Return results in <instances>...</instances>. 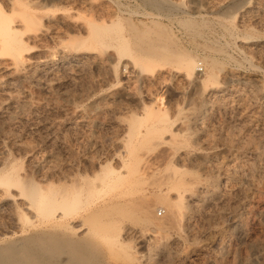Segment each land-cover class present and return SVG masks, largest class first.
<instances>
[{
  "label": "rangeland",
  "instance_id": "1",
  "mask_svg": "<svg viewBox=\"0 0 264 264\" xmlns=\"http://www.w3.org/2000/svg\"><path fill=\"white\" fill-rule=\"evenodd\" d=\"M11 3L22 5L25 28L49 29L65 44L73 35L70 25L82 21L119 25L114 30L121 31L133 47L165 44L169 36L176 44L173 48L197 59L196 73L205 76L198 81L196 74L177 72L175 65L162 60L145 67L148 73L144 74L145 68L135 61L120 59L108 50L113 58L104 55L101 64L55 55L39 68L37 83H13L12 92L18 91L12 96L17 99L0 105V169L27 171L36 182L47 172L92 178L100 170L95 161L106 163L107 170H118L116 158H111L130 146L134 118H142L143 134L149 125L166 119L158 139L143 138L139 143L143 163L151 162L156 168L141 178L148 183L141 180L144 184L139 186L130 180L123 189H148V202L160 204L156 200L165 190L160 185L173 167L199 175L203 183L189 202V215L179 232L161 231L136 211L128 210L129 215L113 211L98 220L103 224L108 220L112 233L120 234L119 240L109 235L121 242L118 248L110 250L105 239L87 235L91 231L87 226L83 232L75 229L73 241L84 237L89 256L81 255L89 260L85 256L77 260V254L65 249L66 257L63 253L39 263L264 264V0H0V7L11 13ZM38 43H28V58L33 62L46 56L38 45L53 52L50 40ZM133 54L139 52L134 48ZM208 71L215 81L206 78ZM50 76L53 84L47 86ZM204 92L209 96L203 100ZM175 151L178 157L184 155V161ZM186 153L191 154L190 160H185ZM166 193L173 197L174 193ZM160 205L154 210L160 219L154 217L162 222L167 208ZM16 209L0 204V247L7 241L26 245L29 236H35L38 220ZM125 246L137 260L134 263L116 254Z\"/></svg>",
  "mask_w": 264,
  "mask_h": 264
},
{
  "label": "bare ground",
  "instance_id": "2",
  "mask_svg": "<svg viewBox=\"0 0 264 264\" xmlns=\"http://www.w3.org/2000/svg\"><path fill=\"white\" fill-rule=\"evenodd\" d=\"M12 5L13 7L10 11L11 13H7L9 12V10L6 12V9L4 11L3 8L0 7V93H4L3 96L5 97L4 99L2 98V101H0V105H4L5 101L13 102L15 100L16 97L12 96L14 90L18 89L16 88L12 92V87H14L12 85L15 81L17 82L19 80H26L37 83L36 78L38 77L37 75L39 72V68H42V66L44 65H48V63L52 61L55 55H58L57 57L61 56V58L63 59H69L70 57H76L78 60L89 58V60H93L95 63L101 64L104 61V55L108 56L107 59L113 58V56H109L107 54L108 50H112L116 52V55L120 59H129L131 63L135 61L140 69L149 67L150 65H152V62H155V60H162L168 65H175L177 72L196 74L198 81L205 78V76L202 77L201 75L196 73L198 62L197 59L187 52H184L183 50H176V44L169 36H166L167 43L165 44L152 42L154 43L153 46L147 45L145 47L143 45H136V47H133L128 42L127 38L120 34L121 31L118 32L117 30H114L117 29L119 25L117 27L113 23H106V25H102L95 22L84 23L82 21V23L80 22V24L75 25L72 22L73 27L70 25L71 29L69 30V33H72L73 35L70 37L68 36V40L71 41H68L69 43L67 42L68 44H65V42L62 40L64 43L63 44L61 39H58L56 36H54V33L52 35L49 29L44 28L43 30H39L37 28V30L31 31L29 28H25V26L22 24V5ZM76 19L77 17L74 20ZM30 20L32 19L30 18ZM62 20H64L63 22L67 21H65V19ZM63 22L61 21L62 24ZM162 34L165 35V32L163 31ZM140 36L136 38L140 39ZM45 39H48L51 43H53V52H51V50H48L47 48V50H45L41 45H38L40 47L39 50H42L43 53L46 54V56H44V59L42 60L38 59L39 61L37 60L36 62H33L28 58V43H40L45 41ZM140 42L145 43L142 40H140ZM135 44L133 43V45ZM174 44L175 48H173ZM134 48L139 52L137 56H134L133 54ZM146 68L144 69V74L148 73L146 72ZM141 71V74H143V70ZM206 73L207 72H205V74ZM138 75V77H141L139 72ZM206 78L215 81V79L211 78V73L209 71L206 74ZM53 79L54 77L51 76L47 81L44 79L45 82H47L46 85L49 86L53 84ZM150 79L151 78H146V81H150ZM7 90H10V92H8ZM212 92H210L209 94H211ZM207 95L208 94L204 92V95L201 96V98H203L204 100L206 99ZM142 109L144 113L147 112L148 108L146 104L145 106L143 105ZM194 112L196 111H193V113ZM141 119L138 120L134 118V120H132V124L129 129L131 135L130 146L127 147L124 152H121L122 154L119 153L120 155H117V157L113 155V157L111 158H116L118 162V170L114 168L107 170L105 166L106 163H104V166H102V164H100L98 161H95L96 163L93 161L95 165H99L100 170H98L99 172H97L96 174L94 173L95 175H92V178L88 177L86 174H84L80 178L78 176L74 177L75 172L72 175L73 178L70 177V174H68L69 176L67 175L65 177H59L60 174L57 176L54 173L47 172L46 174L40 176V180H38L39 182H36V180L34 178L32 179L29 174H25L27 171L24 174H20L16 170V168L15 170L10 168L7 169L4 167L0 169V204L14 206L15 209L19 208L22 213L29 215L30 218L32 217L38 220V225L35 228V236L31 237L30 235L29 237L31 239L27 240V242H29L26 245L23 242L19 243L16 241H7L6 245L0 247V264H40V259H52L54 257H59L63 255L65 249L69 250V253L71 252L77 254V260L80 256H85L84 260L87 261L89 259H86V255L81 254H87L86 250L90 249L89 244L87 243L88 245H86V243L83 241L84 237L79 240V238H81L80 236L78 238L79 241H73V239L75 238L73 236H76L77 234L76 230L78 229V231L83 232L84 229H87V226H91V228L89 227L91 231L87 230L86 232L88 233L87 235H93V233H95L91 237L100 236L102 239H105V241L108 242L110 250H114L116 249V247L118 248V243H121L118 242V236L120 237V234H117V236L115 234L117 231L112 233L113 229L110 228H113V226L109 224L110 222H108V220L107 223L104 224L98 220V218H100L101 216L111 214L113 211H119V214L121 215L122 212L129 215V213H127L128 210L136 211L144 216V218L142 219H144L145 222H150L153 226L157 227L161 231H180L187 220V215H189V202L193 201L194 198L200 193L201 185L203 183H201L202 179L199 177V175L195 176V174L193 175V173L191 174V172L187 170H181L176 167L171 168L172 173L165 179V183H162L160 185L163 186L165 190L163 193L161 192L159 194L160 197L158 198V201L156 200L157 203H160L164 205V208H167V214L165 217L166 219L162 218V220L164 219L162 222L159 221L160 218L156 215V211H154L157 208L156 206L160 204H152V202H148V200L150 199L147 198L148 189H145L146 191L140 190V187V189H135L134 187L135 190L123 189V185L126 182L131 180L132 183L139 184V181L142 180V177L144 179V176H148L151 173V170L154 171L153 169H156L154 168V164H151V162L143 163L144 159H142L141 155L139 154V143L143 138H146L144 141L153 138L158 139V130H164L163 128H165L166 119L156 121L152 125H149L147 127L146 133L144 134L140 131ZM172 136L174 138V135ZM162 137L164 136L162 135ZM178 153H176L177 155L175 154L177 157ZM188 153L185 154V160H190L191 158V154ZM1 158L0 164L2 162ZM178 158L179 161L183 160L184 155H181ZM78 175L80 176V174ZM55 176L57 177V180L54 179ZM149 179L147 178V181H149ZM143 182L146 183V181ZM142 184L140 183L139 186H141ZM137 185L136 187H138ZM110 190V194H106L107 191ZM166 191L174 193V199L173 197L170 198L169 196H167ZM152 211L155 212L153 213V216L151 215ZM154 214L159 219H155ZM150 215L152 216V219L154 217L153 220H151ZM107 217L109 218V216ZM17 220V224H19L21 219L19 218ZM76 223L78 224L76 225ZM114 224L115 222L113 223V225ZM92 227L95 231L92 230ZM130 230L131 229H129L128 231L126 230L127 233H130ZM110 234L116 235V238L118 240L112 238L114 237L113 235L112 237L109 236ZM36 247L38 251L34 253L33 251H36ZM129 249L130 247L127 246L121 247V253H115L119 254V256L122 255L124 260L126 259V261L128 260V262L133 261L134 263V256H132L130 251L131 249ZM66 255L67 254H65V257ZM71 258H73V256ZM73 259L69 260L73 262ZM48 262L51 263L50 261ZM64 262L65 260L60 264H63ZM69 263L70 261L66 264ZM43 264L46 263L44 262Z\"/></svg>",
  "mask_w": 264,
  "mask_h": 264
}]
</instances>
